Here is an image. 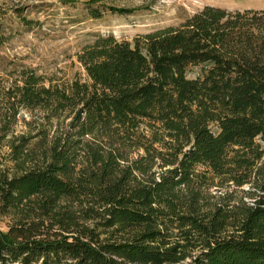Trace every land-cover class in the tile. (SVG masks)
<instances>
[{
  "label": "trees",
  "instance_id": "16d2710c",
  "mask_svg": "<svg viewBox=\"0 0 264 264\" xmlns=\"http://www.w3.org/2000/svg\"><path fill=\"white\" fill-rule=\"evenodd\" d=\"M78 60L87 81L13 80L19 106L68 122L40 165L0 180V211L31 218L0 230V264H264V9L95 32ZM227 183L242 196L209 193Z\"/></svg>",
  "mask_w": 264,
  "mask_h": 264
},
{
  "label": "rangeland",
  "instance_id": "374dc122",
  "mask_svg": "<svg viewBox=\"0 0 264 264\" xmlns=\"http://www.w3.org/2000/svg\"><path fill=\"white\" fill-rule=\"evenodd\" d=\"M90 0H0V180L20 175L40 165L56 130L68 122L65 116L47 120L40 109L29 110L10 98L13 80L21 68H32L56 84L74 79L87 81V73L78 60L82 47L95 32H110L120 38L179 23L186 15L212 4L229 9H264V0H99L133 10L130 14L105 11L92 18L85 6ZM200 67L190 68L195 77ZM264 163V158L262 160ZM241 188L231 183L213 186L220 195ZM28 217L26 208L0 211V230ZM28 219H31L28 217ZM189 259L178 264H188Z\"/></svg>",
  "mask_w": 264,
  "mask_h": 264
}]
</instances>
